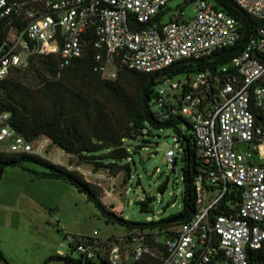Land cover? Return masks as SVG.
Masks as SVG:
<instances>
[{
    "label": "built area",
    "instance_id": "1",
    "mask_svg": "<svg viewBox=\"0 0 264 264\" xmlns=\"http://www.w3.org/2000/svg\"><path fill=\"white\" fill-rule=\"evenodd\" d=\"M170 1L0 0V81L35 58L52 57L60 75L89 50L101 79L113 81L123 69L159 74L240 40L239 22L212 0H188L192 19L181 11L164 21ZM232 1L261 22L257 34L227 65L160 79L152 100L158 113L189 119L207 164L195 183L194 213L167 233L137 228L104 240L69 237L84 263L250 264L248 252L263 246L264 0ZM51 146L47 137L26 140L0 112V155L45 158ZM174 159L167 153V163Z\"/></svg>",
    "mask_w": 264,
    "mask_h": 264
},
{
    "label": "trees",
    "instance_id": "2",
    "mask_svg": "<svg viewBox=\"0 0 264 264\" xmlns=\"http://www.w3.org/2000/svg\"><path fill=\"white\" fill-rule=\"evenodd\" d=\"M212 1L217 9L239 22L241 38L234 47L215 52L204 59L182 60L159 74H141L123 69L115 80L109 81L101 79L93 71L94 52L89 50L84 58L60 75L52 57L35 58L27 73L32 83L24 82L19 71L0 81V112L10 115L11 126L26 140L47 137L65 154L114 174L123 172L131 175L128 163L131 147L126 145V141L142 136L151 137L152 129H174V143L179 145L182 152V207L177 214L145 223L126 220L103 204L101 189L87 182L82 175L32 155H0V175L4 167L18 166L36 179L63 181L84 194L106 224H117L127 231L139 228L167 233L168 228L190 219L197 201L195 183L198 177L205 175L207 164L199 155L189 119L168 112L158 113L154 109L152 100L157 93L155 86L164 77L196 74L227 65L246 47L248 40L257 34L261 26L259 20L249 16L232 0ZM146 26L139 24L137 29ZM181 125L185 132L179 129ZM24 163L37 165L43 171L27 170L22 166ZM166 185L167 182L158 190L164 192ZM151 200L147 197L140 202L143 210L147 209ZM247 257L250 264H264V244L258 250L249 251ZM52 260L65 264H91L84 263L81 256L78 259L57 256L47 262ZM0 261L8 264L1 252Z\"/></svg>",
    "mask_w": 264,
    "mask_h": 264
},
{
    "label": "rangeland",
    "instance_id": "3",
    "mask_svg": "<svg viewBox=\"0 0 264 264\" xmlns=\"http://www.w3.org/2000/svg\"><path fill=\"white\" fill-rule=\"evenodd\" d=\"M168 7L169 15L164 21L181 11L186 20L195 16L194 5L188 0H171ZM27 73L28 69L20 72L23 81L32 83ZM181 77L170 79L175 81ZM159 86H155L156 91ZM179 129L185 132L184 126ZM151 131V137L126 141L131 147L130 176L123 172L114 174L105 168L96 169L93 164L67 155L55 146L50 147L43 159L76 172L99 187L103 204L124 219L136 223L159 221L181 210L182 152L174 143V129ZM170 151L174 152L175 166L166 162ZM22 166L27 170L43 171L31 163ZM165 182L166 189L160 192L158 188ZM147 197L152 200L143 210L140 202ZM126 231L117 224H106L85 195L63 181L36 179L18 166L4 167L0 175V252L8 264H65L58 260L47 261L57 256L79 258V254L70 248L69 237L95 236L104 240L121 236ZM0 264L4 262L0 261Z\"/></svg>",
    "mask_w": 264,
    "mask_h": 264
}]
</instances>
